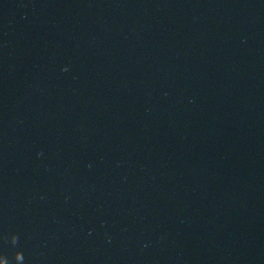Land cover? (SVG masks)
<instances>
[{
	"label": "water",
	"instance_id": "95a60500",
	"mask_svg": "<svg viewBox=\"0 0 264 264\" xmlns=\"http://www.w3.org/2000/svg\"><path fill=\"white\" fill-rule=\"evenodd\" d=\"M0 264H264V0H0Z\"/></svg>",
	"mask_w": 264,
	"mask_h": 264
}]
</instances>
